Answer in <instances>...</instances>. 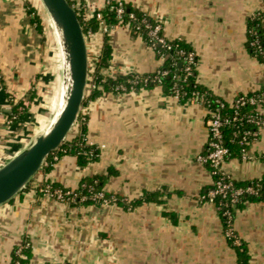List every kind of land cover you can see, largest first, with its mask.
Masks as SVG:
<instances>
[{"label":"crops","instance_id":"1","mask_svg":"<svg viewBox=\"0 0 264 264\" xmlns=\"http://www.w3.org/2000/svg\"><path fill=\"white\" fill-rule=\"evenodd\" d=\"M72 1L89 13L106 3ZM122 1L127 11L160 21L167 41L191 48L196 82L214 98L230 103L261 90L264 68L249 53L246 22L264 10V0ZM27 3L0 0V159L25 149L49 122L60 94L59 53L32 28ZM109 44L105 76L126 82L159 70L155 52L125 25L112 27ZM49 46L55 51L48 53ZM92 50L87 45L89 65ZM49 57L50 72L44 68ZM9 96L22 102L21 118L13 122L6 119ZM47 100L53 101L48 112ZM208 109L202 97L175 98L161 86L105 92L86 102L85 138L98 148L97 160L80 168L73 157H55L49 172H38L0 205V264H9L24 242L28 264H236L217 208L202 199L212 183L208 166L196 161L207 143ZM246 152L247 159L223 165L236 182L264 177V130ZM108 168L114 175L105 181L106 194L128 201L150 195L152 201L125 210L59 202L40 192L46 185L74 192L82 179L105 176ZM232 231L246 247L248 264H264V202L236 212Z\"/></svg>","mask_w":264,"mask_h":264},{"label":"trees","instance_id":"2","mask_svg":"<svg viewBox=\"0 0 264 264\" xmlns=\"http://www.w3.org/2000/svg\"><path fill=\"white\" fill-rule=\"evenodd\" d=\"M108 3H105L104 7L101 10L96 11L101 15V20H97L94 16L89 17L86 20H83L80 15H78L77 4L72 0H67L70 6L75 9L77 14L78 21L81 25L83 35H87V31L90 30L92 33H97L100 28L99 22L107 27H113L115 25H127L132 30L131 33L141 37L145 44L149 45V39L146 35V30L141 28L138 32L134 31V27L139 25V22L144 18L145 23L149 26L154 25L153 19L141 14L125 9L121 16V20L118 21L115 17V14L111 7L115 6V0H106ZM27 5V14L30 18V24L32 28L43 37L44 27L42 25V20L38 15L36 9L30 4ZM81 7V5H78ZM134 16V19H131L130 15ZM264 10L262 12L255 13L252 15L246 22V38L247 46L251 56L257 60L262 66L264 65ZM101 40L98 42L97 46V56L95 60L93 59V68L89 72V84L87 91L85 93V98L82 103V106L88 102L93 101L103 95L105 92L118 93L122 91H127L132 88L137 90L144 87L152 86H161L162 88L168 90L172 94V89H176L179 92V97L181 99L191 98L194 94L196 97H202L207 103L209 109L215 110L217 107L215 101L216 98L211 96L208 91L200 87L196 82V70L195 67H191L189 74L184 72L185 64L183 62V55H180L179 52L184 54L193 53L191 48L181 41H167L169 45V50H165L159 46L154 47V52L156 58L159 60V54L168 55L165 61L161 62L159 70H166L168 74L166 76H158L156 72L150 75L139 76V75H129L126 78V82L123 79L118 77H108L104 75V70L108 66L111 60V46L109 44V34H103ZM255 43V47L250 46V43ZM135 83V84H133ZM120 87V89L115 92L114 89ZM262 89V88H261ZM260 91V90H259ZM256 93V92H255ZM251 95V94H250ZM9 102L11 104V109L9 114H7V121L13 122L18 118H21L20 107L22 102L16 100L13 96H9ZM221 113L226 121H230L228 124H225L222 128V140L224 147L228 150V159L231 158H241V149H247L248 145L252 142V138L248 139V143L242 147L239 145V140L244 131L253 132L256 129L251 124L246 123V115L250 113V107H244L241 110V119L236 122H231L233 111L232 108L225 104L222 108ZM80 117H84V121H80ZM86 123L87 119L83 115H79L77 119V131L75 134L71 135L61 147L56 151L51 153L45 160L43 166L41 167V173H47L53 167V159L59 158L61 156H70L73 157L76 161L77 166L80 168L85 167L87 164L97 160L99 151L95 146H88L86 144ZM260 134L257 136L256 139ZM255 139V140H256ZM114 175V171L111 168H108L107 174L105 176H93L91 178H84L81 180L78 189L74 191L78 195L76 204L82 206H100L102 205V200L93 201L90 199V194L88 190L92 188L95 191L103 192L104 199L108 201L109 205H115L121 207L125 210H132L133 208L140 206L144 203L152 201L153 197L150 195H145L139 199L126 200L116 195H109L103 191V186L106 179ZM215 180V177H212V181ZM234 188L242 189L243 193L239 196L236 203H231L229 199H220L216 198L213 200V204L217 208L219 218L222 224L224 231L232 227V222L236 212L240 211L245 204L247 203H261L264 202V177L259 180L250 181L247 183H241L232 181ZM51 189L54 187L50 186ZM247 188L254 190L253 194L246 192ZM209 190V189H208ZM64 191V190H63ZM207 193V192H206ZM206 193L203 195L202 199L207 201ZM85 196L87 199L83 202H79L78 198ZM225 212H228L229 215H225ZM229 246L233 249L236 255V264H248V253L246 247L241 243H234L232 239L227 241ZM21 254L23 258L18 257L15 254V251L11 253V258L9 264H28L30 258V247L24 242L20 246Z\"/></svg>","mask_w":264,"mask_h":264},{"label":"water","instance_id":"3","mask_svg":"<svg viewBox=\"0 0 264 264\" xmlns=\"http://www.w3.org/2000/svg\"><path fill=\"white\" fill-rule=\"evenodd\" d=\"M61 59L59 100L47 125L25 149L0 167V205L19 194L40 171L46 158L68 139L85 98L87 44L77 14L67 0H39ZM59 111V112H58Z\"/></svg>","mask_w":264,"mask_h":264},{"label":"built area","instance_id":"4","mask_svg":"<svg viewBox=\"0 0 264 264\" xmlns=\"http://www.w3.org/2000/svg\"><path fill=\"white\" fill-rule=\"evenodd\" d=\"M108 3V1H106ZM30 5L34 7L38 13L42 12V7L39 3V0H30ZM78 9V15L82 17L83 20H86L89 17H95L97 20H101V15L99 13H89V11L85 10V8L76 6ZM74 9V8H73ZM113 10L115 17L118 21L121 20V16L124 12V3L122 0H115V6L111 7ZM75 10V9H74ZM131 19H134V16L131 14L129 16ZM154 25L149 26L145 23V19L143 18L139 25L134 27V31L138 32L141 28L146 30L147 38L149 39V45L148 47L152 50H154L155 46H159L165 50H169V45L167 43V40L162 35V25L161 22L153 19ZM100 28L97 33H92L90 30L87 31V35L84 36L86 40V44L89 45V48H91V43L99 36L101 37L103 34H109L112 30V27H107L103 24V22H99ZM48 29L49 28V23ZM125 27L129 30H132L130 27L125 25ZM250 46L253 48H256L255 43H250ZM92 52V59L90 62V65L88 63V74L91 72L93 68V59L95 60L97 56V52ZM180 55H183V62L185 64L184 72L186 74H189L191 71V67L196 66V57L194 53H187L184 54L183 52H179ZM168 55L162 53L159 54V61H165L167 59ZM264 68V65H263ZM168 74V71L166 70H157L156 75L158 76H166ZM89 84V76H87V87ZM135 84V83H133ZM120 89V87H116L114 89L115 92H117ZM86 93V92H85ZM172 95L175 98L179 97V92L176 89H172ZM192 96H195L194 94ZM218 108L215 110L208 109L209 111V120L207 123V143L205 150L202 154L198 155L196 157V161L199 163H203L208 166L209 172L211 177H215V180L212 181L211 187L206 193V198L209 203H213V200L216 198L220 199H229L231 203H236L238 201L239 196L243 193L242 189L234 188L232 185V179L229 175H227L223 170L224 163L228 160V150L224 147L223 140H222V128L225 124H228L230 121H226L221 113V109L224 108L225 104L232 108L233 116L231 119V122H236L239 119H241V110L244 107H250V113L246 115V123L253 125L256 127L257 130L253 132L244 131L240 137L239 145L244 147L248 143V139L252 138V141H255L257 136L261 133V131L264 130V83L262 86V89L260 91H257L256 93H252L251 95H239L235 97L233 101L230 103H225L224 101H221L220 99H216L215 101ZM207 104V103H206ZM208 106V105H207ZM209 108V107H208ZM81 114V110L79 115ZM79 117V116H78ZM78 119V118H77ZM80 121H84V117H80ZM77 121L72 129L71 133H76L77 131ZM86 144L88 146H94L92 143L88 142L86 140ZM97 148V147H96ZM98 149V148H97ZM247 152L246 149H241V158L247 159ZM11 158V156H6L0 159V167L3 166V164L6 163ZM55 159V158H54ZM246 192L253 194L254 190L251 188H247L245 190ZM40 192L47 197H50L52 199H55L59 202H68L72 204H76L78 195L74 193L73 191H63L60 189H51L49 185H46L45 187L40 189ZM90 194V199L93 201L96 200H102V205H107L108 201L104 199V193L95 191L92 188L88 190ZM87 199V197L82 196L78 198L79 202H83ZM225 215H229L228 212H225ZM224 236L227 240L232 239L234 243H237V240L235 238V235L232 231V227L230 229H227L224 232ZM15 254L23 258V255L21 254V248L19 247Z\"/></svg>","mask_w":264,"mask_h":264},{"label":"rangeland","instance_id":"5","mask_svg":"<svg viewBox=\"0 0 264 264\" xmlns=\"http://www.w3.org/2000/svg\"><path fill=\"white\" fill-rule=\"evenodd\" d=\"M39 16H40V18H41V20H42V25H43V27H44V35L46 36V38L47 37H49L50 38V40H51V42H52V45H55V44H53V43H55L54 42V39H53V37H52V35H51V31H49V29H48V25H47V22H46V17H45V14H44V12L42 11V12H40V14H39ZM52 37V38H51ZM97 38H100L99 36L97 37ZM96 38V39H97ZM96 39L91 43V46L93 45L94 46V49H95V51H97V46H98V43L96 42ZM51 47H54V49H55V47H56V45L55 46H51ZM53 48H50V46H49V49H47V51H48V53H49V51L51 52V50H52ZM53 49V50H54ZM55 51V50H54ZM51 66H52V62H51V57H49L47 60H45V63H44V68H45V71H49L50 72V69H51ZM49 81H51V80H49ZM47 103H46V108H47V112L48 111H50V109H51V105H52V102L51 101H46ZM44 128V127H43ZM42 128V129H43ZM41 129V130H42ZM40 130V131H41ZM74 133H71L70 135H69V137H71V135H73ZM68 137V138H69Z\"/></svg>","mask_w":264,"mask_h":264},{"label":"bare ground","instance_id":"6","mask_svg":"<svg viewBox=\"0 0 264 264\" xmlns=\"http://www.w3.org/2000/svg\"><path fill=\"white\" fill-rule=\"evenodd\" d=\"M45 19H46V18H45ZM46 22H47V24H48L47 19H46ZM55 105H56V104H55ZM62 106H63V101L61 102V99H60L59 102H58L59 111L61 110ZM59 111H58V112H59Z\"/></svg>","mask_w":264,"mask_h":264}]
</instances>
